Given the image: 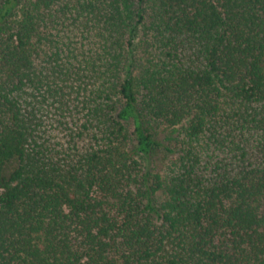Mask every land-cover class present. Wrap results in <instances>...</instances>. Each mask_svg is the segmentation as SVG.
Returning <instances> with one entry per match:
<instances>
[{
	"label": "trees",
	"instance_id": "obj_1",
	"mask_svg": "<svg viewBox=\"0 0 264 264\" xmlns=\"http://www.w3.org/2000/svg\"><path fill=\"white\" fill-rule=\"evenodd\" d=\"M0 264H264V0H0Z\"/></svg>",
	"mask_w": 264,
	"mask_h": 264
}]
</instances>
